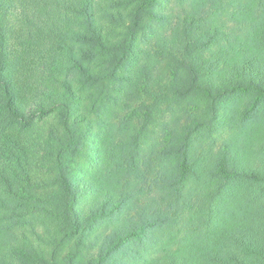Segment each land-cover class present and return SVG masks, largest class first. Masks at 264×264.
I'll list each match as a JSON object with an SVG mask.
<instances>
[{
    "label": "trees",
    "instance_id": "16d2710c",
    "mask_svg": "<svg viewBox=\"0 0 264 264\" xmlns=\"http://www.w3.org/2000/svg\"><path fill=\"white\" fill-rule=\"evenodd\" d=\"M161 1L0 0V264H124L139 240L164 251L143 264H264V0H177L178 14ZM163 62L162 96L196 112L160 156L157 206L142 207L123 181L145 178L158 108L143 99ZM93 141L82 209L76 163ZM104 221L98 260L68 254Z\"/></svg>",
    "mask_w": 264,
    "mask_h": 264
},
{
    "label": "rangeland",
    "instance_id": "374dc122",
    "mask_svg": "<svg viewBox=\"0 0 264 264\" xmlns=\"http://www.w3.org/2000/svg\"><path fill=\"white\" fill-rule=\"evenodd\" d=\"M157 12L170 13L174 12L175 14L180 13V8H178L177 0H162L161 3L155 7ZM152 34L147 32V42L144 44V47H147L149 43L152 42ZM149 40V41H148ZM165 62L161 63L158 67L159 69L154 73V79L150 82V94L145 96L143 101H145V106L155 105L157 110L153 115V122L149 126L150 134L146 138V143L143 146V150L140 152L139 162L142 171L145 173V178L142 181L135 179L133 176H128L123 181L124 187L122 190L124 192H134L136 202L144 207L150 203H154L157 206L154 198L158 194L157 184L162 182V173L160 171V156L168 145L170 139L175 135L178 130H183L190 125L192 121V115L195 114L196 110L192 106L186 104H179L177 99L171 95L162 94L167 89L166 80H161L157 83L154 82L155 78L158 80L159 75H163L167 80L170 78V72L164 68ZM157 82V81H156ZM119 94L113 93L110 95L111 100H108L105 105L113 106V104L119 102L117 96ZM112 102V103H111ZM136 101H129L127 105L132 104L133 108H138L141 104ZM126 105V106H127ZM143 106L142 111L138 112L135 124L138 127H142L146 115L149 113L146 110V107ZM140 109V108H138ZM104 112L102 115L104 119L108 118L109 114L114 112V109L111 111ZM116 114V115H115ZM95 115H93V118ZM120 117L119 113H114V122ZM94 130L98 131L99 128L94 126ZM224 140V135H213L210 139L205 140L199 144L200 147L211 145L213 149H218ZM97 144V141H95ZM95 142H87L86 146L82 150L81 154L76 163L77 168V184L81 189V203L80 208L87 209L92 200L95 199V193L92 191L89 183V172L97 167V161L95 156V151L97 145ZM94 144V145H93ZM144 205V206H143ZM198 203L191 206V209H196ZM185 212V219L180 222V225L174 228V232H177L179 236H183L187 230L192 228L188 226L189 218L187 216L188 211ZM135 213L132 212L129 214V217L134 216ZM112 229V224L104 221L98 226L88 229L87 232L81 233L80 236L72 243L68 249V254H82L84 259L87 262H93L99 259L100 246L105 237L110 235ZM195 229V228H194ZM141 239V237L139 238ZM140 240L137 244L134 245L135 252L138 253L137 256L133 258H126L124 264H143L146 260H150L161 255L164 251H158V246L152 248L151 243H148V250H140ZM118 259H122V256H119Z\"/></svg>",
    "mask_w": 264,
    "mask_h": 264
}]
</instances>
